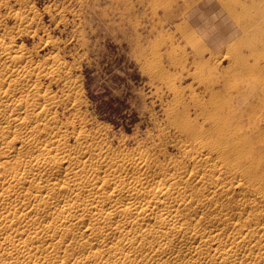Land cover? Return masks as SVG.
Instances as JSON below:
<instances>
[{
    "label": "bare ground",
    "instance_id": "obj_1",
    "mask_svg": "<svg viewBox=\"0 0 264 264\" xmlns=\"http://www.w3.org/2000/svg\"><path fill=\"white\" fill-rule=\"evenodd\" d=\"M27 7L9 11L13 26L0 16V264H264L263 222L250 209L264 202L258 124L224 121L233 108L213 116L200 104L192 119L187 104L171 130L188 167L114 150L99 128H85L69 66L55 51L39 60L15 41L38 36L37 47L55 49ZM236 187L244 193L231 203Z\"/></svg>",
    "mask_w": 264,
    "mask_h": 264
},
{
    "label": "rangeland",
    "instance_id": "obj_2",
    "mask_svg": "<svg viewBox=\"0 0 264 264\" xmlns=\"http://www.w3.org/2000/svg\"><path fill=\"white\" fill-rule=\"evenodd\" d=\"M3 2L0 16L7 26L16 22L9 11L27 9V6L34 10L38 35H48L56 42L55 49L49 45L37 47L38 36L16 35L15 41L21 43L20 39H24L27 48L37 52L39 60L55 51L60 61L69 66L70 77L78 83L80 113L87 122L85 128H99L103 139L116 151L144 150L156 155L161 164L172 162L188 167L191 162L184 158L180 140L171 130L174 128L172 116L179 111L182 114L187 104L192 119L196 117L194 112L199 113L200 105H205L213 116L233 108L234 117L230 120L227 116L224 121L234 122L240 115L244 122L258 124V137L264 132V0ZM41 82L46 84L48 80L42 78ZM229 84L231 89L235 87L231 90ZM59 85L60 82L52 88L57 94ZM221 102L226 105H219ZM250 105L255 107L252 109ZM195 121L199 128L201 118ZM260 143L264 146V137ZM224 175L221 181L230 186L231 176ZM239 192L244 193L241 188H234L231 203L241 198ZM236 206L229 212L235 213ZM263 206L264 202L257 203L250 209L264 226ZM258 221L251 223V227Z\"/></svg>",
    "mask_w": 264,
    "mask_h": 264
}]
</instances>
